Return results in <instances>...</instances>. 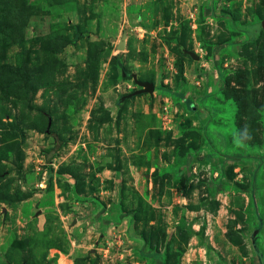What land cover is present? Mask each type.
Instances as JSON below:
<instances>
[{"label": "rangeland", "instance_id": "rangeland-1", "mask_svg": "<svg viewBox=\"0 0 264 264\" xmlns=\"http://www.w3.org/2000/svg\"><path fill=\"white\" fill-rule=\"evenodd\" d=\"M188 261L264 264V0H0V264Z\"/></svg>", "mask_w": 264, "mask_h": 264}, {"label": "water", "instance_id": "water-1", "mask_svg": "<svg viewBox=\"0 0 264 264\" xmlns=\"http://www.w3.org/2000/svg\"><path fill=\"white\" fill-rule=\"evenodd\" d=\"M120 50L124 49L123 45H120L119 47ZM135 83L141 87L140 90L135 91L132 95H130L129 97L132 96H139V95H143V94H152L155 90L154 84L153 83H149V82H140L137 77L134 75L133 76Z\"/></svg>", "mask_w": 264, "mask_h": 264}, {"label": "trees", "instance_id": "trees-1", "mask_svg": "<svg viewBox=\"0 0 264 264\" xmlns=\"http://www.w3.org/2000/svg\"><path fill=\"white\" fill-rule=\"evenodd\" d=\"M50 135L54 138L55 145L49 152V155L47 156V162L49 164L52 162V159L58 154V152L62 149V147L66 143V141L62 139L57 133L53 132V133H50Z\"/></svg>", "mask_w": 264, "mask_h": 264}, {"label": "built area", "instance_id": "built-area-1", "mask_svg": "<svg viewBox=\"0 0 264 264\" xmlns=\"http://www.w3.org/2000/svg\"><path fill=\"white\" fill-rule=\"evenodd\" d=\"M189 264H193V262L190 261Z\"/></svg>", "mask_w": 264, "mask_h": 264}, {"label": "crops", "instance_id": "crops-1", "mask_svg": "<svg viewBox=\"0 0 264 264\" xmlns=\"http://www.w3.org/2000/svg\"><path fill=\"white\" fill-rule=\"evenodd\" d=\"M189 262V261H188Z\"/></svg>", "mask_w": 264, "mask_h": 264}]
</instances>
